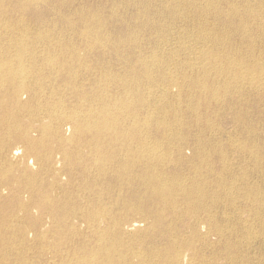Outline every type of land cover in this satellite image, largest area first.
<instances>
[{"label": "bare ground", "instance_id": "1", "mask_svg": "<svg viewBox=\"0 0 264 264\" xmlns=\"http://www.w3.org/2000/svg\"><path fill=\"white\" fill-rule=\"evenodd\" d=\"M96 1L0 0V264H264V0Z\"/></svg>", "mask_w": 264, "mask_h": 264}, {"label": "rangeland", "instance_id": "2", "mask_svg": "<svg viewBox=\"0 0 264 264\" xmlns=\"http://www.w3.org/2000/svg\"><path fill=\"white\" fill-rule=\"evenodd\" d=\"M94 2H95V3H94ZM98 2H99V1H96V0L93 1V0H91V3H92V4H96V3H98ZM108 9H109V8H108ZM108 9H107V10H108ZM107 10H106V11H107ZM133 11L135 12V10L132 9V11H131V9H129V13H130V15L133 13ZM106 14H108V12H107ZM176 27H177V29H178V24L176 25ZM176 27H175L174 30H173V31H176V32L173 33V34H176L177 31H179L180 28H181V27L179 26L180 28H179L178 30H176ZM143 30H144V29H143ZM143 30H142V31H143ZM142 31H141V35H142ZM173 31H172V32H173ZM186 32H189V30L186 31ZM143 34H144V33H143ZM147 34H148V36H150V37H148V36L145 37V35H147ZM150 34H151L150 32H149V33L147 32V33L143 36V38H144L145 40H146V38L151 39V38H152V37H151L152 34H151V35H150ZM151 40H152V39H151ZM175 42H177V41H175ZM173 43H174V42H173ZM185 55H186V54H185ZM182 103H183V102H182ZM183 105H184V104L181 105L182 108H183ZM193 128H194V127H193ZM191 154H192L191 149H189V150L187 149V151L185 152V155H186V156L189 155L188 157H190ZM157 241H158V239H157ZM33 248H34V247H33ZM39 251H40V252H39ZM204 251H205L204 253H205V255H206L208 252H207V250H204ZM48 253H49V252L44 251V250L41 251L39 248H36V249H34L32 252H29V257H30L29 262H30V264H45V263H44V260H45L46 257L48 256ZM208 254H209V253H208ZM208 254H207V255H208ZM35 256H36V257H35ZM31 257H32V258H31ZM40 258H41V260H40ZM35 262H36V263H35Z\"/></svg>", "mask_w": 264, "mask_h": 264}]
</instances>
